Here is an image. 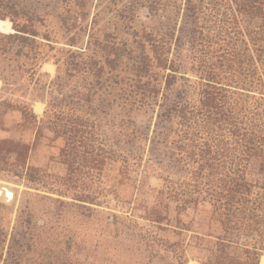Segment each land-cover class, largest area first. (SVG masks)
Returning <instances> with one entry per match:
<instances>
[{
  "label": "trees",
  "instance_id": "obj_1",
  "mask_svg": "<svg viewBox=\"0 0 264 264\" xmlns=\"http://www.w3.org/2000/svg\"><path fill=\"white\" fill-rule=\"evenodd\" d=\"M53 14L66 35L64 73L38 97L46 106L36 138L46 129L63 141L66 172L28 166L27 144L0 139V173L44 192L23 197L10 232L0 228V264H93L82 236L105 204L102 172L114 161L125 177L164 166L156 220L170 204L176 213L211 208L220 233L198 264H259L264 0H0L3 88L33 81L51 42L34 24ZM34 85L45 87L39 75ZM2 106L36 119L26 106Z\"/></svg>",
  "mask_w": 264,
  "mask_h": 264
},
{
  "label": "rangeland",
  "instance_id": "obj_2",
  "mask_svg": "<svg viewBox=\"0 0 264 264\" xmlns=\"http://www.w3.org/2000/svg\"><path fill=\"white\" fill-rule=\"evenodd\" d=\"M42 24L35 23L34 27L40 35L47 33L51 42L50 47H41L40 51L45 59L36 67L37 74L33 81L24 77L21 82L17 81L15 85L3 88L0 80V98L15 106H26L36 115V119L24 117L19 107H0V139H12L27 144L28 166L41 168L51 175L62 176L66 172L59 158L63 141L55 138L46 129H42L36 138V125L46 106L44 100L38 97H47L49 82L64 73L62 58L66 48V35L54 14L46 17ZM38 41L43 42L40 39ZM38 75L40 84H45L43 90H38V85H34ZM153 166L146 171L139 167L136 172L129 173L128 177L123 175L122 166L117 161L109 162L105 166L101 177L105 189V204L91 218L89 229L82 236L83 246L87 251L94 252L89 258L93 264H179L171 250L178 252L182 259L187 258L186 264H198L197 260L204 254L202 248L213 243L219 235L218 218L206 204L190 207L180 213H176L174 205L170 204L169 209H159L162 219L151 217L150 209L159 201L156 190L160 189L161 181L158 176L165 172L162 164ZM0 190L14 191L12 202L0 201V228L8 232L14 224L22 198L27 194H44L7 172L0 173ZM163 204L168 205V200L163 201ZM111 214L117 216L116 222L105 227L107 216ZM102 226L103 231L100 232ZM243 239L249 242V239ZM171 244L174 246L170 247ZM230 252L241 255L236 246ZM262 256L264 252L258 256L259 264Z\"/></svg>",
  "mask_w": 264,
  "mask_h": 264
},
{
  "label": "water",
  "instance_id": "obj_3",
  "mask_svg": "<svg viewBox=\"0 0 264 264\" xmlns=\"http://www.w3.org/2000/svg\"><path fill=\"white\" fill-rule=\"evenodd\" d=\"M11 192H12V195H11V197H10L9 199H8V198H4V197H2V196L0 195V201H2V202H6V203H10V202H12L13 199H14V191L11 190Z\"/></svg>",
  "mask_w": 264,
  "mask_h": 264
},
{
  "label": "bare ground",
  "instance_id": "obj_4",
  "mask_svg": "<svg viewBox=\"0 0 264 264\" xmlns=\"http://www.w3.org/2000/svg\"><path fill=\"white\" fill-rule=\"evenodd\" d=\"M0 195L2 197H5V198L7 197L9 199L11 197V195H12V192L9 191V190H3V192H2V190H0Z\"/></svg>",
  "mask_w": 264,
  "mask_h": 264
}]
</instances>
